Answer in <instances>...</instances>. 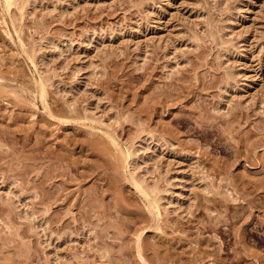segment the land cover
<instances>
[{"label": "rangeland", "instance_id": "1", "mask_svg": "<svg viewBox=\"0 0 264 264\" xmlns=\"http://www.w3.org/2000/svg\"><path fill=\"white\" fill-rule=\"evenodd\" d=\"M5 1L0 264H264V0Z\"/></svg>", "mask_w": 264, "mask_h": 264}, {"label": "bare ground", "instance_id": "2", "mask_svg": "<svg viewBox=\"0 0 264 264\" xmlns=\"http://www.w3.org/2000/svg\"><path fill=\"white\" fill-rule=\"evenodd\" d=\"M12 1H16V0H6L5 2H6V4L8 3V4L10 5V4L12 3ZM18 2H19V1H18ZM13 3H14V2H13ZM8 4H7V5H8ZM21 4H22V2H21ZM23 4H24V3H23ZM11 5H12V4H11ZM14 5H15V4H14ZM19 5H20V3H19ZM20 6H21V5H20ZM24 6H25V4H24ZM4 9H5V8H4ZM11 9H12V8H11ZM20 9L22 10V12H24V11H23L24 7L21 6ZM18 33H19V32H18ZM16 41H17V40H16ZM27 50H28V49H27ZM29 58H30V57H29ZM34 66H35V65H34ZM39 69H40V68H39ZM40 70H41V69H40ZM41 83H42V82H41ZM40 85H42V84H40ZM43 85H44V84H43ZM43 85L41 86V87H42L41 90H42V89L45 90ZM45 85H46V84H45ZM43 90H42V92H43ZM42 92H41V94H42ZM40 96H41V95H40ZM43 100H44V99H43ZM50 111H51V110H50ZM99 126H100V125H99ZM102 126H103V125H102ZM105 131H106V130H105ZM115 140H116V139H115ZM129 156H130V155H129ZM129 156H128V157H129ZM128 157H127V158H128ZM135 163H136V162H135ZM133 174H134V173H133ZM132 179H133V178H132ZM141 182H142V181H141ZM136 183H139V182L136 181ZM139 184H140V183H139ZM139 184H136V185H138L137 187L140 186ZM141 184H142V183H141ZM147 185H148V184H147ZM143 186H144V184H143ZM144 188H145V187H144ZM144 188L141 187V189H143V190H141V191L146 190V188H145V189H144ZM138 189H140V187H139ZM141 191H140V192H141ZM153 191H154V190H153ZM155 191H156V190H155ZM157 191H158V190H157ZM146 192H147V191H146ZM146 192H141V193H142V194L145 193L144 196L147 195L146 197L150 196L149 191H148L149 195L146 194ZM152 194H153V193H152ZM152 196H153V195H152ZM157 196H158V194H157ZM148 198H149V197H148ZM148 200H149V199H148ZM149 203H151V202H149ZM158 203H159V202H158ZM151 206L153 207V205H151ZM155 206H156V204H155ZM156 210H157V209H156ZM157 212H158V211H157ZM154 213H155V212H154ZM101 257H102V256H101ZM187 260H188V259H187Z\"/></svg>", "mask_w": 264, "mask_h": 264}]
</instances>
